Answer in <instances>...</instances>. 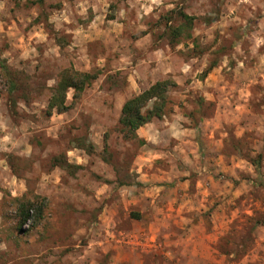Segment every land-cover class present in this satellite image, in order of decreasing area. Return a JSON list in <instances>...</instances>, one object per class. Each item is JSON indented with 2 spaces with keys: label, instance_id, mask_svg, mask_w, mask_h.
Segmentation results:
<instances>
[{
  "label": "rangeland",
  "instance_id": "obj_1",
  "mask_svg": "<svg viewBox=\"0 0 264 264\" xmlns=\"http://www.w3.org/2000/svg\"><path fill=\"white\" fill-rule=\"evenodd\" d=\"M0 59V264H264V0H0Z\"/></svg>",
  "mask_w": 264,
  "mask_h": 264
},
{
  "label": "trees",
  "instance_id": "obj_2",
  "mask_svg": "<svg viewBox=\"0 0 264 264\" xmlns=\"http://www.w3.org/2000/svg\"><path fill=\"white\" fill-rule=\"evenodd\" d=\"M0 68L5 72L9 70V67L7 66L5 60L0 59ZM93 79L94 76H92L91 74L80 73L77 71L65 72L61 76L58 86L55 89V93L51 99L50 108L52 110L56 109L60 111L62 108H64L66 92L68 89H74L76 92H82L85 89L86 85L88 86ZM166 86V82H159L150 90L134 97L124 105L122 125L124 126L126 133L135 136L137 130H139L142 126L152 120L154 114L150 112L148 114H145L143 110L146 108L149 102L162 96V94L166 90ZM79 146L82 145L79 144ZM55 162L57 167L66 170L73 167L67 161L55 160ZM20 207V215L22 217V221L26 223L28 220H30V209L35 207V203H30L28 201L22 202L20 204Z\"/></svg>",
  "mask_w": 264,
  "mask_h": 264
},
{
  "label": "crops",
  "instance_id": "obj_3",
  "mask_svg": "<svg viewBox=\"0 0 264 264\" xmlns=\"http://www.w3.org/2000/svg\"><path fill=\"white\" fill-rule=\"evenodd\" d=\"M130 79V78H129ZM3 188H9V192H11L12 197H16V196H23L24 192L22 191L21 193L19 192V189L16 188H12L11 186H6V185H2ZM2 192L0 190V202L2 200Z\"/></svg>",
  "mask_w": 264,
  "mask_h": 264
}]
</instances>
